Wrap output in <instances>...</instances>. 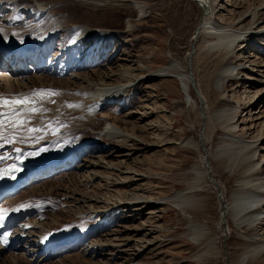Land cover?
Segmentation results:
<instances>
[{"label": "rangeland", "instance_id": "obj_1", "mask_svg": "<svg viewBox=\"0 0 264 264\" xmlns=\"http://www.w3.org/2000/svg\"><path fill=\"white\" fill-rule=\"evenodd\" d=\"M89 1L90 2L87 4L76 0L69 3L67 10L71 15L72 20L62 25V31L60 33L67 35L72 34L74 27L73 22L78 20L85 21L86 23L88 21L87 24H92L95 27L98 26L105 29L108 28L109 30L114 31L113 40L109 36L104 40L106 50L104 51L103 56L105 55L106 58L107 56L110 57L112 55V58L105 60L102 63V66L98 64L84 66V68L80 66L74 71L76 73L80 72L81 76L87 73V76L88 74L91 75L94 72L96 73L95 69L101 71L109 70L113 75L120 76L119 79L116 78V76L114 77L116 78V83H126L130 81L131 84H133L127 94L131 106L123 105L124 103L118 102L115 104L113 103L112 105L110 104L98 111L100 105L97 110L98 114L96 112L94 117L103 113H112L114 116H118L121 118V121L124 120L122 121L123 125L126 126V124H128V129L134 133V137L136 136L138 138L137 141L139 142V146L135 149L134 146L136 144L132 145L133 142H130L132 145L131 147L134 148L129 151L131 155L130 153L126 156L119 155L113 160L114 162H117V160L121 158V165L123 164L124 166L122 165L120 167L126 173L121 172V174L118 170L116 171L113 169V172H115L113 175L112 169L109 168L107 174L110 173L111 175L109 174V176H114V178L110 179L109 177V179H106L104 176H96L95 179H92L93 182L91 181V185L87 184L86 186L85 184L80 186H84L80 189L83 190V193L85 190V192H87L91 189L97 192L100 196V200L96 202V197L90 192L89 195L92 197H88L85 202H82L81 204L85 206L89 205L92 208L102 204L100 209L104 212L102 213V216H97V220L101 221L106 216L109 217L114 214L112 215L113 220L118 224L115 226L113 225V228L115 230H120L122 228L123 230L125 228L130 229L125 230L121 234V238H129V241L128 243L126 242L127 245L125 244V246L123 245L121 247L126 251L122 253L118 252L111 260H108L110 258V255L108 254L103 256V259L98 255L95 256L94 258L100 257L99 259H102V261H96V259L89 255L83 254L84 252L81 249L83 248L82 244H78L71 248H63L61 249L62 251L58 250L56 254L49 258V260L44 263L42 262L41 264H139L136 263L137 261L141 262V264H231L230 255L232 252H235L234 247L239 242V238L234 234L235 228L233 226V221L226 217L224 214V208L231 191L230 189L234 184V174L227 168L218 165L213 155L216 153L221 142L222 144L223 142L226 144L231 142L229 139L230 135L225 130L224 126L229 122L234 121L237 126L235 127L236 133L238 132L239 135H243L240 137L239 142L235 141L236 144H233V148L236 152L240 149H244L242 150L244 151L243 153H236V156H245L246 153L247 155H251L253 153V145L256 144L259 145V149L257 148L255 154V158L259 162L257 165L261 166L264 164V157L262 158V155L264 154V63H260L259 65L262 58L264 59V46L259 48L260 51L255 49L251 52L261 54L260 58L257 57L260 55L252 56L249 54L250 52L248 48L243 49L240 56L234 55L232 57L235 60L237 58V64L239 66H245V69H248V60L250 58L256 60L254 61L255 64L254 62H250V64L252 63L253 66H255L254 71L250 68L248 69V73L242 71L237 74L234 85L232 86L229 78H222L219 80V85L222 89L221 95H223L228 101H231V103L228 106L225 105L223 107V111L226 112H222L220 119L219 117L216 119L214 109L209 110L206 107L204 100H202L203 98L195 89L196 84H194V79L197 77V71L194 68L190 52L194 49V44L196 43L194 36L195 29L198 27V23H200L199 21L202 20L200 5H198L199 3L197 4L195 0ZM254 1L259 4L264 2V0ZM99 2L105 4L108 3V8H105L103 5L98 11V9L93 7V4ZM138 2L139 4L144 3V5L149 8L144 19L140 21L136 18L138 14L136 11L139 6ZM225 2L226 0H218L212 14L213 16H219L220 14L226 15L230 12L229 10L233 6H225ZM243 3L244 0H239L236 9L241 8ZM251 3L252 0H245L244 6H250V10L252 8ZM110 4H113L114 6L110 7ZM9 6H0L3 9H0V24H8V21L11 20L14 24L23 26L29 22V18L27 17L28 14L26 12L27 7L40 6V4L36 0H22ZM227 7L230 8L227 9ZM95 11L97 14H100L98 17L101 21L95 16L88 18V16L96 13ZM129 14L132 15L133 19V26L131 29L127 27L128 19L131 18L128 16ZM101 15L102 17H100ZM259 22L261 23V21ZM263 22L264 20H262V23ZM83 37L84 35L80 36L79 39L74 42V45L75 47L81 46V48H83L82 50L85 51V46H87L90 41H83ZM77 42L79 45H77ZM179 63H183V66L177 71L173 67L177 66ZM73 64L75 67L77 62H73ZM66 70L64 72L65 76H71L74 72L73 70H68L66 72ZM42 74L46 75V73ZM29 75L30 77L33 76V72L29 71ZM56 77L57 80L61 79L58 75H56ZM240 80L241 83L243 82L242 84H239ZM100 81L94 83L92 92L94 94L97 93V95L95 94L92 96L96 97L99 95V99H103L104 101L108 97V94L103 85L107 84H99ZM45 88H49L48 84H45ZM104 92H106V94ZM247 94L253 96L252 101L254 102L249 105L250 107L242 105L243 102L249 99ZM53 96L52 99L56 101L57 99L55 97L53 98ZM49 98L50 96L48 99ZM52 99V103L50 102L51 104H53ZM72 99L74 98L69 97V99L67 98V100L63 102L62 100H57L58 102L56 101V104L54 101L55 106L52 105V107H54V109L52 108V114H50V116H42L41 120L26 121L25 123L15 122L11 124L12 127L9 126L8 128L0 130V147H2L0 149L2 152L0 155H6L5 152L12 149H10V147L15 144V141H17L19 147L21 144L22 148L20 147V152L21 150L22 152H25V154H22L21 152L22 155L19 156L20 158L18 157V159L28 163L36 164L68 150L69 147L72 146L71 142H73L74 137L76 136H73L74 134L71 133L69 135L65 134L63 131V125L60 123L62 120L60 117H62L64 111L68 110V102ZM123 101L125 102L126 99ZM57 105L58 107H56ZM117 106L118 108L120 107L121 111L115 113L114 110ZM199 112L200 116L198 115ZM127 114L128 116L125 117V121L124 116ZM211 115L214 121V131L211 132L208 138L205 131L207 128L206 126H208V116ZM102 121L103 122L98 124L99 128L111 125L113 119L104 117ZM127 121L129 123H125ZM172 123L173 126L171 125ZM135 125L140 127L139 129L141 131L136 128ZM60 127H62V130L59 129ZM31 128H35L37 131L30 132L29 129ZM73 131L82 138L91 135L89 129H75ZM10 132L11 134H9ZM17 135H22L27 139L25 140L23 137H18ZM157 137L159 140L168 139V142L162 141L163 144L161 142L156 145L152 144L153 146L150 145L156 141ZM8 140H12L13 142L11 141L10 143ZM26 141L29 145L26 144ZM181 141L190 144L197 142V146L180 148L179 144ZM64 146L65 149L63 148ZM23 147L26 149L24 150ZM127 151L128 149L123 152L128 153ZM93 152L94 150L91 152L87 150L83 152L84 154L82 153L78 155L79 158L75 157L73 154V163H81L80 160L82 156L83 158L95 157ZM98 154H101V152H98L97 155ZM5 159L6 158L3 160ZM199 161L200 163L202 161L207 167V178L201 183L199 188L210 196L209 211L205 214L206 216L203 215L204 217L194 216L198 217L201 222L209 225V227L211 226V232H213L214 237L217 236L215 238L218 239L217 245L221 247V253H219V255L216 254L215 249L209 250L211 246L207 245V239L202 242H198L194 239L195 231L190 226L189 220L186 218V216L193 215L178 208L177 204L170 199V196H173L177 191L186 190L187 188L189 189V187L192 188L193 185L195 186L194 181L196 173L194 171V164ZM62 168L63 167L57 168L46 174L48 175L47 177L43 175L45 178L41 175L37 180L35 178L27 181L25 184H22V187L18 192H14L8 197H12L15 194L17 197H24L25 194L21 192L22 189L28 190L29 186L42 183L43 193L31 195L30 197L27 196L28 198H26V201L30 202L31 208L33 206L36 207L38 205L50 203L51 200V203H54L49 211L57 213L59 217L62 216L60 218V223L56 220L54 227L60 228L66 226L70 229L73 228L71 229L73 231L91 227L88 226L89 217H87V219L77 218V220L72 221L74 224H69V215L61 211V206L63 205L64 200L67 199L64 198V195L69 194L70 188L78 189V177L80 174L85 173L84 169L81 168L78 170L79 174L72 175L73 169H70L67 170V172L70 171L73 177L68 175V179H63L60 178L63 174V171L61 172ZM98 169L104 170L103 167H98ZM134 171L137 175H135L136 178L135 181L133 180V183L132 181H123L121 177L118 178L120 174H134ZM75 172H77V170ZM116 178H118L116 181H119L116 184H112L111 182H108V184L110 183V186L105 184V180H115ZM77 184L78 186H76ZM48 191L52 192L48 195ZM222 191H224L225 199ZM108 192L110 195L113 194V196H110ZM131 193H135V196L139 197V199H137L139 202H136V204H128L131 201L135 202L131 198L133 197ZM61 194H63V196ZM52 196L53 198H56L52 199ZM109 196L112 199L109 198ZM147 201L156 204L151 206V204L144 203ZM113 202L116 203L114 204ZM262 202H264V196H259L256 204L259 205ZM109 204H112L113 207L115 206L110 213L109 211L111 209L106 206ZM48 212H43V215L39 214L40 216H31L30 214L24 215L21 217V220L26 221V219L28 220L29 218L37 223L41 220L49 221V219L51 220L53 217H51ZM111 221L112 218L109 217L107 222ZM60 224L62 225L60 226ZM109 231L110 229H104L101 233H108ZM114 235L112 238H116ZM91 238L98 239L99 236L91 235ZM105 238L106 237H103V239ZM10 246L13 245L11 244ZM9 252L10 251L6 253L2 252L0 257H8ZM70 253H75L78 258H72L71 260L69 258H64ZM63 258L66 260H63ZM8 261H10V258H8ZM8 261H5L4 264H7ZM8 264H12V262H9ZM14 264L30 263L17 262ZM33 264L40 263L33 261ZM259 264H264V259H261Z\"/></svg>", "mask_w": 264, "mask_h": 264}, {"label": "bare ground", "instance_id": "obj_2", "mask_svg": "<svg viewBox=\"0 0 264 264\" xmlns=\"http://www.w3.org/2000/svg\"><path fill=\"white\" fill-rule=\"evenodd\" d=\"M17 1L22 0H0V6L3 7L13 5ZM36 1L39 2L40 6H29L26 9L28 14L27 17L29 18V22L27 24L19 26L11 22V20L8 21V24H0V29H2V31H0V101L8 100L11 102L25 98H27L29 101L28 103L24 104L9 103L5 105L0 103V130H3V128H8L15 122L25 123L26 121L41 120V117L44 115L50 116V114H52V108L54 109V107H52L54 102L51 104V99L53 96L52 94L55 93L53 98L55 97L59 101L62 100V102L67 100V98L69 99V97L74 98L71 101L69 100V108L68 110L64 111V114L62 117H60L62 118L60 123H62L63 131L66 135L71 133L76 137H74L73 142H71L72 146L69 147L68 150L54 155L53 157H49V159L47 158L46 160L40 161L36 164L24 162L23 160L18 159V157L22 154H25V152H22L21 150V154L20 151H17L19 147L17 141H15V144L13 143L14 145L10 147V149L12 148L11 150H6V155H0V172L4 173L3 178H0V182L6 180V183L0 186V210H2L5 217L2 222L4 223V227L2 229L0 228V254L2 255V252L6 253L10 251L8 257H0V264H4L5 261H8V258H10V261H8L7 264L9 262H12V264L17 262L33 264V261L41 264L42 262L44 263L49 260V258L56 254L58 250L60 251L63 248H71L78 244H82L83 248L81 249L84 252L83 254L89 255L92 258L97 255L102 258L103 256L109 254L110 258L108 260H111L118 252L122 253L126 251L121 247L123 245L125 246V244L127 245L129 238H121V234L125 230L130 229L125 228L123 230L122 228L120 230H115L113 225L115 226L118 223L113 220L112 215L114 214L112 213V215L109 216L112 218L111 222H107L109 219L107 216L101 221L97 220V216H102V213L104 212L100 209L102 204L100 206L97 205L98 207L93 205L95 208H92L89 205H87V207L81 203L85 202L88 197H92L89 195L90 192H92L94 197H96V202L100 200V196L97 192L91 189L87 192H85V190L83 193V190L80 189H82L84 186H80L85 184L86 186L87 184L91 185L93 182L92 179H95L96 176H104L106 179H109L110 173L107 174V172H109V168L112 169V172L114 170H118L119 173L125 172L120 167L123 165H121V158H119L117 162L113 161L114 158L118 157L119 155L126 156L130 153V149H136V147L139 146V142L137 141L138 138L136 136L135 138L134 133L128 129V124H126V126L123 125L122 121L124 120L121 121V118L118 116H114L112 113H103L94 117V114H96L100 105L101 106L98 111L110 104L112 105L113 103L115 104L118 102L124 103L123 105H130L131 102L127 98V94L132 88L133 84H131L130 81L126 83H116L115 79H119L120 76L118 77L117 75H113L109 70L101 71L95 69L96 73L94 72L93 74H88L87 76V73L83 76L80 75V72L76 73L74 70L80 66L83 68L84 66L95 64L102 66V63L105 60L112 58V55L110 57L107 56L106 58L105 55L103 56L104 51L106 50L104 40L107 38V36L113 40L114 31L109 30L108 28L105 29L98 26L95 27L92 24H87L88 21L86 23L85 21L78 20L73 22L74 27L72 34H61L60 32L62 31V25L72 20L67 9L69 3L75 0ZM76 1L86 4L90 2L89 0ZM238 1L239 0H226L225 6H233L229 10L230 12H228L226 15L220 14L219 16H213L212 14L215 10L218 0H195V2L197 4L199 3L198 5H200L202 20L199 21L200 23H198L199 25L195 29L194 36L196 43L194 44V49L190 52V56L194 63V68L197 71V77L194 79V84H196L195 89L203 98L202 100H204L206 107L209 110L214 109V115L216 116V119H218V117L220 119L222 112H226L223 111V107L225 105L228 106L231 103V101H228L223 97V95H221L222 89L219 85V80L222 78H229L232 86L234 85L237 74L241 73L242 71H244V73H248V69L250 68L252 71H254L255 66H253L252 63L250 64V62H254L256 60L250 58L248 60V69H245V66L243 67L237 64V58L235 60L232 57L234 55L240 56L241 51L245 48H248L250 52L249 54L252 56L260 55L257 56L260 58L261 54H258L257 52H251L255 49L260 51L259 48L264 46V22L262 23V20H264V2L259 4L252 0V8L249 10L250 6H244L245 0L242 7L240 6L241 8L236 9ZM103 5L105 8H108L109 6L108 3L105 4L103 2H99L93 4V7L99 11V8H102ZM113 6V4H110V7ZM229 8L230 7H227V9ZM0 9L3 10L1 7ZM136 11L138 12L136 18L140 21L144 19L149 11V8H147L144 3H140ZM98 15L100 14H97L96 12L91 16H88V18L92 16L99 18ZM128 16L131 18L128 19L127 27L131 29L133 26V19L131 14ZM100 17H102V15ZM259 21H261V23ZM82 35H84L83 41H90L87 46H85V51L82 50L83 48H81V46L75 47L74 45V42ZM77 45H79V43ZM8 53H12V55H14V57H18L19 60L15 64H13L12 60H6L5 57L8 55ZM23 54H25V57H22ZM26 61L27 65L25 64ZM73 62H77L75 67ZM260 63H264L263 58L259 62V65ZM182 64L179 63L177 66L173 65V68L178 71L180 68H182ZM65 70L66 72L68 70H73L75 73L73 72L71 76H65ZM29 71L33 72V76L30 77ZM42 73H46V75H43ZM56 75L60 76L61 79L57 80ZM115 76L116 78H114ZM97 81H100L99 84H107L103 85L105 86L108 94V97L104 101L103 99H99V95L96 97L92 96L95 94L97 95V93L94 94L92 92L94 83ZM242 83L240 80L239 84ZM45 84H48L49 88H45ZM104 93L106 94V92ZM247 95L249 99H246L247 101L242 103V105L246 107L254 102L252 101L253 96L249 94ZM49 96L50 98L48 99ZM125 99L126 101L124 102L123 100ZM56 107H58V105ZM32 108L40 109V111L32 112ZM120 111L121 109L120 107L118 108V106L114 110L115 113ZM198 115L200 116V112ZM127 116L128 114L124 116L125 121V117ZM104 117L112 118L113 122L111 125H107L104 128H99L98 124L103 122L102 119ZM125 123L129 122L127 121ZM171 125L173 126V123ZM135 127L138 129L140 128L137 125H135ZM206 127L205 133L209 138L211 132L214 131V121L212 119V115L208 116V126ZM235 127L237 126L234 121H231L226 126H224L225 130L230 135L229 139L231 142L227 144L224 142L222 144L221 142L216 153L213 155L218 165L227 168L231 173L234 174V184L230 189L231 191L229 193L228 199L226 200L227 203L224 208V214L233 221V226L235 228L234 234L239 238V242L234 247L235 252H232L230 255V261L231 264H259L261 259H264V202L260 203L259 205L256 203L258 202L259 196H264V164L261 166L257 165L259 162L256 160L255 154L259 145L256 144V146L253 145V153L251 155H247L246 153L245 156H236V153H243L244 151L242 150L244 149H240L238 152H236V150L233 148L235 141L239 142L240 137L243 135H239L238 132L236 133ZM61 128L62 127L59 129L62 130ZM75 129H89L91 135L82 138L80 135L75 134L76 132L73 131ZM9 134H11V132ZM20 137L23 136L21 135ZM157 138L156 141H154L155 144L151 143L150 145L160 144L162 141L168 142V139L159 140V138ZM23 139L25 138L23 137ZM130 142H133L132 145L136 144L134 148L131 147L132 145ZM179 145L180 148L196 147L197 142L190 144L188 142L185 143L181 141ZM20 147L19 149L22 148ZM1 148L2 147H0V149ZM63 148L65 149V146ZM25 149L26 148H24V150ZM126 149H128V153L123 152ZM87 150L90 152L94 150L93 155L95 157L83 158L82 156L80 160L81 163L74 164L72 155L74 154L75 157H78V155ZM98 152H101V154L97 155ZM1 153L2 152L0 151V154ZM263 157L264 154L262 155V158ZM4 158L6 159L3 160ZM13 165L19 169V171L12 170L11 166ZM61 167H63L61 169L63 174L60 178L63 179H68L67 176L71 175V172H67V170H77V172L74 171V173L72 171V175H74L79 174V169H84L85 173L80 174L77 180L79 186L78 184L76 186H78V189L70 188L69 194L64 195V198L67 199L64 200L63 205L61 206V211L69 215V224H74L72 221L77 220V218L87 219V217H89L88 226L91 227L78 229L75 231L71 230L73 228L70 229L66 226V228L54 227L56 220L60 223V218L62 216L59 217L57 213H52V211H49V209L53 207L54 203H51V200L50 203L38 205L36 207L33 206L31 208L30 202L26 201V198H28L27 196L30 197L31 195L43 193L44 191L42 192V183L29 186L28 190L22 189L21 192L25 194L24 197H17L16 194L12 197H8L11 195L7 193L11 191L9 189L12 185H16V187H18L20 184L26 183L29 180L35 178L37 180V178H39L41 175H45L47 177L48 175L46 174ZM98 167H103L104 170H100ZM206 168V165L202 161L201 163L200 161L195 163V186L193 185L192 188L189 187V189L187 188L186 190L177 191L173 196H170V199L177 204L178 208L193 215L186 216V218L189 220L190 226L195 231L194 239L198 242H202L207 239V245L211 246L209 250L215 249L216 254L219 255V253H221V247L217 245L218 239L215 238L217 236L214 237L213 232H211V226L209 227V225L201 222L198 219L200 216H206L205 214H207L209 211L210 196H208L207 193L203 192L202 189L199 188L201 183H203V181H205L207 178ZM133 173L134 174L128 175H121V173L120 176H116H118V178L121 177L123 181H132L133 183V180L135 181L136 178L135 175H137L135 174V171ZM114 174L115 172H113V175ZM12 176H15V179L11 178ZM111 178H114V176L110 177V179ZM118 178L115 180H105V184H108V182L116 184L119 182L116 181ZM108 185L110 186V183ZM19 187L17 188L16 192L20 190ZM50 192L52 191H48V193H46L49 195ZM222 192L224 196V191ZM4 194L7 195L4 196ZM61 195L63 196V194ZM111 195L113 196V194ZM131 195L133 196L131 197L132 200L135 202L131 201L128 204H136V202H139L137 200L139 197H136L135 193H131ZM110 196L109 198H111ZM55 198L52 196V199ZM116 202L113 203L115 204ZM144 203L151 204V206L156 204L153 202L150 203L148 201ZM22 206L24 207L23 210ZM106 206L111 209L109 213L115 207H113L112 204ZM43 212H48L53 218H51V220L49 219V221L41 220L39 223L29 218L28 220L26 219V221L21 220L23 215L30 214L31 216H38ZM194 215L198 217H195ZM61 225L62 224H60V226ZM53 229H58V236L55 237L51 232ZM104 229H110V231L108 233L102 234L101 231H104ZM91 235H97L99 238L93 239L91 238ZM113 235L116 236V238H112ZM103 237L106 238L103 239ZM11 244L13 246H10ZM76 254L78 255L77 252ZM76 254L70 253L64 258H69L70 260L72 258L74 259L77 257ZM100 257L94 259H96V261H102L103 258L99 259ZM64 258L63 260H66ZM136 263L141 264L139 261Z\"/></svg>", "mask_w": 264, "mask_h": 264}, {"label": "snow or ice", "instance_id": "obj_3", "mask_svg": "<svg viewBox=\"0 0 264 264\" xmlns=\"http://www.w3.org/2000/svg\"><path fill=\"white\" fill-rule=\"evenodd\" d=\"M0 31H2V29H0ZM53 95H55V93H53ZM28 99L25 98V99H22V100H15V101H8V100H3V101H0V103L2 104H9V103H13V104H24V103H28ZM54 102V101H53ZM32 112H38L40 111V109H37V108H32L31 109ZM30 132H34V131H37V129L35 128H31L29 129ZM17 151H20V149H17ZM11 169L12 170H15V171H19V169H17L14 165L11 166ZM3 175L4 173L3 172H0V178H3ZM11 178L15 179V176H12ZM23 207V206H22ZM19 210V209H17ZM5 219L4 215H3V212L2 210H0V224H2L3 220ZM6 239V238H5Z\"/></svg>", "mask_w": 264, "mask_h": 264}]
</instances>
